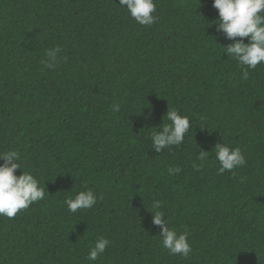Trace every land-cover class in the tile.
<instances>
[{
  "label": "trees",
  "instance_id": "trees-1",
  "mask_svg": "<svg viewBox=\"0 0 264 264\" xmlns=\"http://www.w3.org/2000/svg\"><path fill=\"white\" fill-rule=\"evenodd\" d=\"M154 2L157 22L142 26L119 0H0V152L18 151L15 174L46 187L0 216V264H264V63L242 79L213 0ZM56 46L62 62L45 68ZM168 108L191 128L157 153L149 137ZM223 142L246 165L219 175ZM87 188L103 200L69 212ZM155 200L188 257L163 248ZM99 237L111 243L90 262Z\"/></svg>",
  "mask_w": 264,
  "mask_h": 264
},
{
  "label": "clouds",
  "instance_id": "clouds-1",
  "mask_svg": "<svg viewBox=\"0 0 264 264\" xmlns=\"http://www.w3.org/2000/svg\"><path fill=\"white\" fill-rule=\"evenodd\" d=\"M119 6L127 10L129 16L142 26H151L157 22L156 4L154 0H119ZM212 6L218 10L219 19L215 21L216 30L227 40L233 41L227 47H223L228 57L238 62L242 69V79L247 80L249 70H255L257 66L264 63V0H213ZM249 38L245 43L243 38ZM240 38V39H237ZM61 48L59 46L47 49L45 59L41 63L45 68L53 69L62 61L58 58ZM66 60V58H64ZM112 110L120 112L119 104H113ZM148 116H151L149 112ZM170 123H164V119ZM159 131H152L150 139L151 149L160 153L164 149L171 150L173 146L179 147L184 143L185 135L191 128L188 116L182 115L176 109L167 110L163 117V123ZM215 160L219 163L217 174L223 175L226 171L243 167L246 159L239 147H230L226 143H217L212 149ZM208 151H200L196 159L204 161L208 159ZM0 216L9 219L14 218L21 210L28 209L33 203L45 198V184L30 172L22 171L17 176V169H21L20 154L16 150L0 152ZM196 171H200L202 164L194 165ZM181 172L179 166L169 167L168 174L174 176ZM47 194L49 195L48 191ZM103 200V195H97L92 188L80 191L75 198L65 200L67 209L76 213L82 209H90L97 200ZM160 200L152 203L153 225L160 228L159 237L161 243L171 255L188 257L193 251L188 240L187 233H178L168 226V220L163 219L166 215L162 209ZM111 242L104 237L95 241L94 247L88 251L86 259L90 262L96 261L103 255Z\"/></svg>",
  "mask_w": 264,
  "mask_h": 264
}]
</instances>
